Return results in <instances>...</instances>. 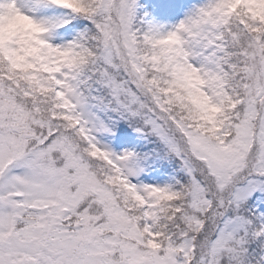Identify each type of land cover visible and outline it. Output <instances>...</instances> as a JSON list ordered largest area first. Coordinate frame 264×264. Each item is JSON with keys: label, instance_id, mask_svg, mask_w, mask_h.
<instances>
[{"label": "snow or ice", "instance_id": "snow-or-ice-1", "mask_svg": "<svg viewBox=\"0 0 264 264\" xmlns=\"http://www.w3.org/2000/svg\"><path fill=\"white\" fill-rule=\"evenodd\" d=\"M0 264H264V0H0Z\"/></svg>", "mask_w": 264, "mask_h": 264}]
</instances>
